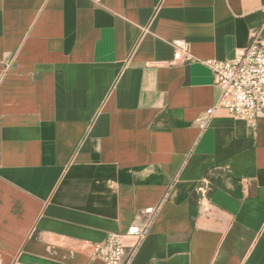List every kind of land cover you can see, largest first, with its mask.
<instances>
[{
    "label": "crops",
    "instance_id": "obj_1",
    "mask_svg": "<svg viewBox=\"0 0 264 264\" xmlns=\"http://www.w3.org/2000/svg\"><path fill=\"white\" fill-rule=\"evenodd\" d=\"M256 29L264 0H0V264H105L147 207L128 264H264V115L200 128Z\"/></svg>",
    "mask_w": 264,
    "mask_h": 264
},
{
    "label": "built area",
    "instance_id": "obj_2",
    "mask_svg": "<svg viewBox=\"0 0 264 264\" xmlns=\"http://www.w3.org/2000/svg\"><path fill=\"white\" fill-rule=\"evenodd\" d=\"M172 63L190 60L188 43L184 39H173ZM205 64L211 69L220 93L214 104L206 109L200 122L203 128L216 108L228 114L254 123L257 114L264 115V38L258 29L251 32L248 44L238 49L232 59H207ZM208 180L203 179L197 191L204 195ZM149 216L137 225L131 223L124 232H109L102 242H93L92 256L105 264H128L140 243L147 235L154 215V209L143 210Z\"/></svg>",
    "mask_w": 264,
    "mask_h": 264
}]
</instances>
